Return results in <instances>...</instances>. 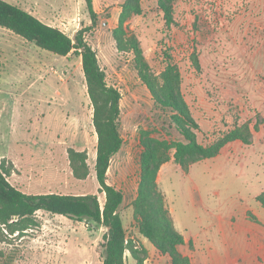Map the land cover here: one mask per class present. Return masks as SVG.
I'll return each mask as SVG.
<instances>
[{"label":"rangeland","instance_id":"1","mask_svg":"<svg viewBox=\"0 0 264 264\" xmlns=\"http://www.w3.org/2000/svg\"><path fill=\"white\" fill-rule=\"evenodd\" d=\"M56 27L95 51L108 86L120 93L119 131L123 139L106 173L107 183L124 195L120 209L127 240L144 249V264H170L138 231L133 217L144 138L167 144L183 141L151 98L130 52L113 36L123 0H92V24L84 0H4ZM142 14L124 24L137 37L153 74L170 62L180 74V91L199 126L205 146L250 123V145L240 142L216 158L183 172L171 160L157 173L158 189L175 230L184 239L177 251L191 264H264V0H141ZM164 8L173 23L167 24ZM196 52L200 71L191 55ZM167 57L169 59H167ZM81 58L54 55L0 27V163L12 166L9 182L27 194H98L94 163L97 136ZM257 125V130L254 126ZM233 144V143H232ZM85 151L89 175L76 180L68 151ZM37 226L10 234L0 225V264H23L55 255L74 262L102 264L105 229L37 212ZM254 218V219H253ZM60 259V260H62ZM38 264V263H36ZM126 264L135 261L126 254Z\"/></svg>","mask_w":264,"mask_h":264},{"label":"trees","instance_id":"2","mask_svg":"<svg viewBox=\"0 0 264 264\" xmlns=\"http://www.w3.org/2000/svg\"><path fill=\"white\" fill-rule=\"evenodd\" d=\"M91 17L96 22L92 0H84ZM167 24L173 23L170 11L163 7ZM142 14L141 0H123L118 18V26L113 32L117 49L130 52L133 66L140 81L148 90L155 105L171 113L170 121L183 141L172 144L152 138L141 141L143 147L139 160V182L137 197L133 201V217L139 233L147 239L162 255H168L170 264H191L188 257L182 256L177 247L184 244V239L172 223L165 208L164 197L156 181L160 167L171 160L169 150L173 149L174 163L188 173L191 166L216 158L222 149L233 142L250 145L252 130L250 123L234 127L220 135L212 143L201 145L197 142L196 132L199 126L192 117L180 91V74L176 67L167 62L158 74L152 73L145 61L136 36H127L124 24L128 19ZM0 27L20 36L28 43L54 55L66 57L69 54L81 58L82 71L86 82L87 94L92 105V124L97 136L94 163L98 194L104 195L103 205L96 194L70 195L59 193L27 194L13 186L8 178L12 166L0 163V225L5 226L10 234L26 231L37 226V212L60 215L67 219L94 224L106 231L103 234L100 257L102 264H126L128 254L135 264H144V249L127 240L120 209L124 201L121 190L107 183L106 173L112 157L122 146L123 139L119 131L120 93L108 86L105 74L101 70L95 51L84 40V32L79 30L74 39L63 31L47 25L32 14L16 5L0 0ZM167 59H169L167 57ZM191 60L196 71L200 64L193 50ZM257 125L254 130H257ZM69 166L76 180H85L89 175L87 153L73 149L68 151ZM256 201L264 208V192ZM254 219V218H253Z\"/></svg>","mask_w":264,"mask_h":264},{"label":"crops","instance_id":"3","mask_svg":"<svg viewBox=\"0 0 264 264\" xmlns=\"http://www.w3.org/2000/svg\"><path fill=\"white\" fill-rule=\"evenodd\" d=\"M235 143H238V142H233V144L230 143V144L226 145V146L222 149L220 155H221L222 153H226V151L232 149V145H233V147H234V145H236ZM218 156H219V155H218ZM34 257H35V258H33V259H29V260H27V261H24L23 264H36V263H38V264H43V263H44V262H43L44 257L42 256V254H37V255L34 256ZM65 258H66L65 263H63V259L60 258V256L55 255V257L52 258V259H54V261H53L52 263H50V264H84V263H85V262H83V261H81V262H76V263H75V262H74L75 259H73L72 256H67V257H65ZM60 259H62V260H60Z\"/></svg>","mask_w":264,"mask_h":264}]
</instances>
